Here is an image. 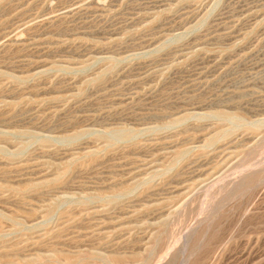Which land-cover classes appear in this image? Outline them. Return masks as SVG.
<instances>
[{"label": "rangeland", "instance_id": "374dc122", "mask_svg": "<svg viewBox=\"0 0 264 264\" xmlns=\"http://www.w3.org/2000/svg\"><path fill=\"white\" fill-rule=\"evenodd\" d=\"M0 264H264V0H0Z\"/></svg>", "mask_w": 264, "mask_h": 264}]
</instances>
